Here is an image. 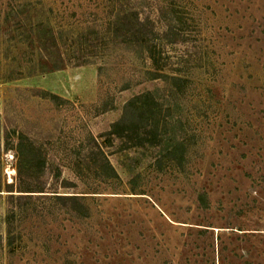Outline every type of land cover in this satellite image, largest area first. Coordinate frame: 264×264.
<instances>
[{"label": "rangeland", "instance_id": "1", "mask_svg": "<svg viewBox=\"0 0 264 264\" xmlns=\"http://www.w3.org/2000/svg\"><path fill=\"white\" fill-rule=\"evenodd\" d=\"M136 12L152 34H126ZM36 24L92 62L42 71ZM147 48L175 80L150 79ZM147 91L163 141L121 149L106 133L138 122L125 106ZM5 125L15 135L0 140L1 181L18 184V166L25 189L66 181L58 191L84 195L86 211L31 199L8 226L1 193L0 264H264V0H0ZM30 145L47 159L41 176L28 172Z\"/></svg>", "mask_w": 264, "mask_h": 264}, {"label": "trees", "instance_id": "2", "mask_svg": "<svg viewBox=\"0 0 264 264\" xmlns=\"http://www.w3.org/2000/svg\"><path fill=\"white\" fill-rule=\"evenodd\" d=\"M127 18L123 19V25L126 29V34L130 36H144L152 34L154 21L149 19L147 16L141 18L140 15L136 12V25L130 26L127 21H124ZM31 26V36H35L36 47L39 48L42 54L40 56L39 66L42 71H54L61 70L66 66H82L83 64L91 63L92 61L79 62L78 56L82 49L81 46L76 47L70 43V48L67 49V46L63 43L61 39V33L57 30L52 29L50 26L44 27L43 24L30 25ZM158 33V32H157ZM164 35V34H163ZM176 43V42H173ZM146 46L147 42L144 43ZM147 58L150 61V68L148 73H150L151 80L163 79L175 80V78L170 75L167 77L165 73L162 72L161 66L158 65L153 49L147 48ZM72 54V56L70 55ZM156 67L157 69H154ZM155 70V71H154ZM152 71L154 74H152ZM56 98V97H51ZM57 99V98H56ZM156 98L152 92H144L136 95L134 98L129 100L125 106L126 110L132 109V113L136 111V121L135 125L129 126L125 123V118H122L118 122L113 123L110 126V130L106 133L108 139L117 140V142L122 141L121 149L133 148V147H152L157 148L160 143L163 141L165 134L162 131L158 132L159 121H157V115L159 112L156 111ZM131 113V111H130ZM129 113V114H130ZM163 116L162 126L165 128L169 125L168 119ZM127 118V117H126ZM134 118V115L131 117ZM15 135V131H9L5 126L0 127V140L3 138L5 141L10 140V138ZM17 143L15 149V155L23 156V152L26 151L25 141L26 136L23 131H18L17 133ZM93 142L95 139H92ZM95 143V142H94ZM96 144V143H95ZM180 149L178 145L175 146L174 151ZM34 152V158L32 161L26 160L29 171L35 175H42L44 167L46 166L47 159L42 155L41 147H36L30 145L29 151ZM105 168L114 175L113 168L104 158ZM52 164V163H51ZM49 166V165H48ZM51 178L54 179V182H58L59 177L61 176V169L58 167H52L50 165ZM17 177L19 178L18 184L16 183H7L6 181H1L0 179V195L1 193H6V203L8 205V211L5 216V221L7 225L11 223V220L14 218V213L17 209H21V202L30 201L31 199H49L52 201L53 206L61 211L66 212L70 216H84L86 208L85 205L81 202L84 200L85 196L80 195L79 192H61L59 189H69L72 188V185H68L66 181H61L58 185V188H48L37 187V190L25 189L21 186L20 179L22 178V169L21 166L16 167ZM74 186V185H73ZM18 192L19 194H15ZM78 210V211H77ZM85 210V211H84ZM23 211V210H22ZM15 241L14 234L12 235L11 229H7L6 234V246L10 247Z\"/></svg>", "mask_w": 264, "mask_h": 264}]
</instances>
